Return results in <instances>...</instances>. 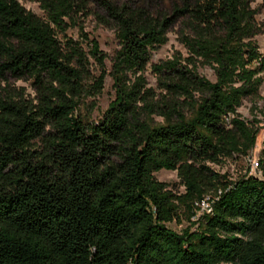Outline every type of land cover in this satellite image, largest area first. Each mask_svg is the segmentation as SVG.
Wrapping results in <instances>:
<instances>
[{
    "label": "trees",
    "instance_id": "trees-1",
    "mask_svg": "<svg viewBox=\"0 0 264 264\" xmlns=\"http://www.w3.org/2000/svg\"><path fill=\"white\" fill-rule=\"evenodd\" d=\"M20 1L0 0V264H264V143L260 177L215 170L256 142L237 112L263 83L254 0H32L42 16ZM89 17L118 44L92 122L79 106L101 94L106 55ZM174 24L187 56L151 64Z\"/></svg>",
    "mask_w": 264,
    "mask_h": 264
},
{
    "label": "rangeland",
    "instance_id": "rangeland-1",
    "mask_svg": "<svg viewBox=\"0 0 264 264\" xmlns=\"http://www.w3.org/2000/svg\"><path fill=\"white\" fill-rule=\"evenodd\" d=\"M116 4L122 5L124 3H132L138 5L141 0H113ZM153 3H158L164 11H167L170 7L171 0H153ZM21 4L26 10L31 11L37 16H42V11L39 9L38 4L32 0H21ZM251 8L256 10L255 22L259 29V34L255 37L259 50L264 54V0H254L251 3ZM100 14V13H99ZM85 32L89 37L94 38L98 44L100 50L106 55L105 69L106 76L104 78V86L100 95L95 98H87L79 106V113L82 118L88 121H96L100 118L102 113L108 107V104L114 99L113 82L108 73L110 72L111 60L118 49V44L115 39L114 31L110 28L100 25L95 17H89L84 22ZM68 36L77 38L78 34L76 30H70L67 32ZM180 54L181 56H187L186 49L179 41V25H172L167 32V41L161 47L153 50L151 54V64H158L163 61L171 59L174 55ZM198 72L201 76L210 81H214L213 71L208 67H200ZM95 75L99 74V71H93ZM146 79V87L155 89L157 88V81L155 76L148 69L144 73ZM263 83L259 89V99L252 101L246 99L242 102L237 112L241 119L248 122L258 121L256 127L258 133L256 136V142L250 155L245 158H236L234 160H228L223 166L215 167V170L224 174L230 181H235L239 177L245 174H251L253 176L260 177L261 174L258 170H251V161L259 162V155L264 143V72L261 74ZM15 86L25 87L26 92L32 95V91L27 83L15 82ZM157 120L153 119L156 123ZM154 177L163 183L169 185V188L175 192L182 193L183 187L180 185L176 172L160 171L154 174ZM187 223L181 225L171 224L169 227L179 232L182 228L186 227Z\"/></svg>",
    "mask_w": 264,
    "mask_h": 264
},
{
    "label": "built area",
    "instance_id": "built-area-1",
    "mask_svg": "<svg viewBox=\"0 0 264 264\" xmlns=\"http://www.w3.org/2000/svg\"><path fill=\"white\" fill-rule=\"evenodd\" d=\"M258 166V162L256 161H251V170H256ZM199 207V212L200 213H209L211 211L210 209V204L207 202V198L202 201L200 204L197 205Z\"/></svg>",
    "mask_w": 264,
    "mask_h": 264
}]
</instances>
